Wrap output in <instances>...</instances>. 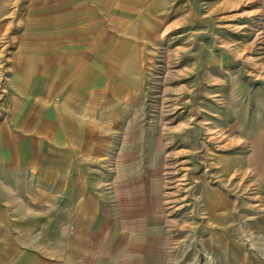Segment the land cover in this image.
<instances>
[{"label": "crops", "instance_id": "crops-1", "mask_svg": "<svg viewBox=\"0 0 264 264\" xmlns=\"http://www.w3.org/2000/svg\"><path fill=\"white\" fill-rule=\"evenodd\" d=\"M91 1L0 21V264H173L164 165L126 115L125 6Z\"/></svg>", "mask_w": 264, "mask_h": 264}, {"label": "rangeland", "instance_id": "rangeland-1", "mask_svg": "<svg viewBox=\"0 0 264 264\" xmlns=\"http://www.w3.org/2000/svg\"><path fill=\"white\" fill-rule=\"evenodd\" d=\"M106 1L125 6L126 115L164 165L173 264H264V0ZM37 2L0 0V21Z\"/></svg>", "mask_w": 264, "mask_h": 264}]
</instances>
